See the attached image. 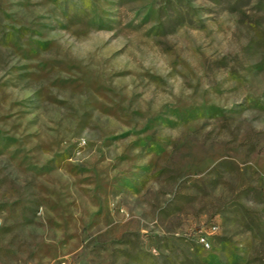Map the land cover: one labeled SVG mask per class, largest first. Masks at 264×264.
Masks as SVG:
<instances>
[{"label":"rangeland","instance_id":"rangeland-1","mask_svg":"<svg viewBox=\"0 0 264 264\" xmlns=\"http://www.w3.org/2000/svg\"><path fill=\"white\" fill-rule=\"evenodd\" d=\"M0 264H264V0H0Z\"/></svg>","mask_w":264,"mask_h":264},{"label":"built area","instance_id":"built-area-1","mask_svg":"<svg viewBox=\"0 0 264 264\" xmlns=\"http://www.w3.org/2000/svg\"><path fill=\"white\" fill-rule=\"evenodd\" d=\"M202 242H204L205 244H207L206 240L204 238H201Z\"/></svg>","mask_w":264,"mask_h":264}]
</instances>
